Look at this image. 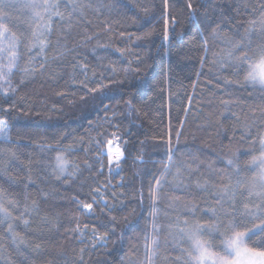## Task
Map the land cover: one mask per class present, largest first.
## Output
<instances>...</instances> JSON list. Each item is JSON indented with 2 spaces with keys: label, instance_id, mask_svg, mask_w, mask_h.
<instances>
[{
  "label": "trees",
  "instance_id": "1",
  "mask_svg": "<svg viewBox=\"0 0 264 264\" xmlns=\"http://www.w3.org/2000/svg\"><path fill=\"white\" fill-rule=\"evenodd\" d=\"M78 2L87 5L90 0ZM98 2L99 0H91L92 7L84 9L83 20L73 18L71 25H64L66 30H70V36L66 41L61 40L58 49H48V68L28 76L24 85L11 97L18 107L7 114L6 118L9 122L11 141L18 148V159L9 161L7 171L12 176L19 174L25 181L30 175L35 183L26 190L28 203L31 204L35 200L40 207L39 213L29 218V228L21 225L17 229L29 248H34L37 244L41 247L40 253H30L32 264H49V261L57 264V254H62L59 264H64L65 261L67 264H79L81 249H85L82 254L84 264H141V261L147 264L145 236L153 235L148 196L149 177L158 175L162 170L161 162L167 160L166 146L156 145L161 138L165 141L168 139L170 125L173 129L180 127L181 119L185 120V124L175 155L178 164L188 161L189 157L185 153L191 152L205 164H213L216 169L223 171L224 162L233 158L234 153L239 155L241 165L253 155L259 154L258 139L254 147L252 140L264 134V116L261 115V109H264V93L253 91L251 85L241 87L228 84L224 77H230V73H219L217 68L212 67L214 54L223 47L218 42L219 38L217 42L209 39L208 63L201 66L200 62V57L205 55L201 48V41L206 35L203 33V22L207 21L209 16H232L233 21L224 26L221 35L228 33L229 29L235 31L237 24L252 18V9L254 5L258 6V0H199L202 7L199 8L196 18L189 20L186 13L177 15L178 22L170 33L169 42L163 40L162 22L156 24L154 32L151 31V24L133 22L135 17L143 16L137 6V0H102L105 8L101 9L100 13L93 11ZM139 2L143 3L144 0ZM183 2L184 0H175L176 8L179 9ZM156 3H159V0H156ZM108 6H111L110 10ZM237 8L240 9L239 14L236 12ZM13 23L10 26L16 31L19 21L13 20ZM153 23L155 24V21ZM54 27L55 31L51 36L53 45L56 44L57 37L62 35L60 25ZM121 31L125 32L123 37L120 35ZM239 31L243 33L244 28L241 27ZM84 35L96 38L85 45L81 42ZM253 39L257 38L254 36ZM65 43L69 49L80 45L77 61L88 65L89 76L93 72L99 73L102 66L116 67L120 76L130 61L133 69L139 67V73H132L123 90L129 96H136L135 109L131 114L123 105L119 109L110 108L107 113L109 120L106 121L102 106L94 109L91 100L87 104L81 102L80 96L83 93L76 85L83 77L79 76L74 84L73 76L78 74L79 69L73 71L72 56L66 54L62 62L51 60L58 52L65 51ZM137 58L142 61L139 65ZM119 78L118 76L117 79ZM15 79L18 81L19 77ZM58 93L65 95L60 96ZM110 95L115 105L120 99L121 91L114 90ZM189 96L193 97L190 105ZM222 101H227V106ZM185 108L190 110L185 113ZM236 117H239V122ZM4 118L0 116V119ZM89 121L92 122V127L89 126ZM245 124H251L252 135L247 143H240V130L247 131ZM113 131L121 137L119 144L115 146L122 147L127 157L121 164L122 170L114 171L109 176L105 156V166L99 176L82 169V175L75 182H54L49 178L47 165L52 162L55 152H48L47 146H55L60 141V147L73 149L70 159L82 164L85 159L91 161L96 156L94 141L97 138L106 141ZM64 134L66 138L61 141ZM171 135L175 144V131ZM233 135L236 139H230ZM141 141L144 142L143 145ZM89 149L90 151H86ZM138 153H142L145 163L134 165L133 158ZM5 159L6 154L0 156V162ZM96 167L99 168V164ZM145 171L148 175L143 178L144 202L140 205L138 199H133V192L141 186L137 173ZM198 176L199 173L193 180ZM109 180L113 187L108 189V199L111 204L116 205L112 214L117 216L120 224L106 247L100 242L93 249L91 225L99 224L96 216L103 219L99 210L103 205L96 208L95 216H80L81 227L85 223L89 225L86 232L73 233L71 229L76 226L75 217L79 214L72 197L81 193L83 199L82 191H88V186L94 187L96 183L104 184ZM121 181L123 183L117 187ZM81 183L85 184L82 191ZM0 187L6 189L10 197L24 191L23 184L10 182L6 175H0ZM169 187L170 185L166 186V189ZM113 191L118 194L116 197H112ZM120 193L124 195L120 196ZM138 195L137 192V197ZM173 195L172 192L166 191L165 198L158 204L161 223L175 220L177 210L184 209L189 200L201 207L206 206L205 193L183 197L177 209L169 208V198ZM133 208L138 215L132 217L129 223H123L122 218ZM45 216L52 219L53 224L44 223ZM166 237L167 232L159 236L162 245L161 258L156 260L155 264H171V261H166L163 257H175L179 254L178 250L173 251L171 248L165 252L163 242ZM167 238L171 241L170 237ZM113 240L116 243H113ZM25 251L27 252V249Z\"/></svg>",
  "mask_w": 264,
  "mask_h": 264
},
{
  "label": "snow or ice",
  "instance_id": "2",
  "mask_svg": "<svg viewBox=\"0 0 264 264\" xmlns=\"http://www.w3.org/2000/svg\"><path fill=\"white\" fill-rule=\"evenodd\" d=\"M137 6L141 9L143 16H137L134 23L151 24V31H156V24L162 22L163 40L169 42L170 33L174 30L177 21V15L187 14V19L192 20L197 17L199 0H184L183 4L176 8L175 0H144L143 3L137 0ZM89 4H81L78 0H0V156L5 155L7 159L0 162V175H6L10 182L24 185V191L9 196V193L3 187H0V264H32L30 253H40L39 244L34 248H29L24 237L17 231L21 225L24 228L30 227V217L38 214L40 211L39 203L35 200L28 203L29 196L27 188L35 182L30 175L25 181L24 177L12 176L7 171L9 161L18 159V148L11 141V133L7 114L14 111L18 105L11 97L19 91L20 86L24 85L28 76L36 72H43L49 66L47 51L50 48H59L61 40L66 41L70 36V30H66L64 25H71L73 18L83 20V11L85 8H91ZM109 10L111 6H108ZM105 5L99 0L97 6L93 8L94 12L100 13ZM236 12L239 14L240 9ZM14 14H18L15 15ZM252 18L236 25V30L229 29L228 33L221 35L224 26L230 24L234 17L220 14L218 17L209 16L207 21L203 22L204 39L201 41V48L205 55L200 57L201 66L208 63L207 53L210 51L209 39L223 45L221 50L214 54L212 67L217 68L219 73H230V77H224L228 84H237L241 87L251 85L253 91L264 93V0H258V6L254 5L251 13ZM159 17V19H157ZM13 19L19 21L16 25L17 30L13 31L10 26ZM155 21V24L153 23ZM60 25L61 36L57 37L56 44L53 45L51 36L55 31V25ZM20 25L24 27L21 28ZM110 27V26H109ZM243 27L244 32L239 29ZM151 34V33H148ZM121 37L125 32L121 31ZM257 39L254 40L253 37ZM95 36L84 35L81 42L87 44L95 39ZM131 39V36H129ZM255 45V47H254ZM76 45L68 48L64 44V52H58L51 60L53 62H62L65 55H71L73 59L72 68L77 75L73 76V82L82 76L76 87L81 93L80 100L83 103L92 101L94 109L100 108L105 112L104 119L109 117L107 113L110 108L119 109L121 105L128 110V113L135 109V94L128 95L123 90L127 81L135 71L139 73V67L132 68L130 61L128 66L123 69V75L116 67L102 66L99 73L88 74V65L78 63L79 56ZM102 47V46H101ZM118 51H122L117 49ZM95 51V49H93ZM25 55L27 60L25 61ZM24 61L22 64L21 62ZM137 65L142 61L137 58ZM15 70V71H14ZM199 76L200 73H197ZM19 77L18 81L15 77ZM120 77L117 79V77ZM219 79V77H218ZM195 87V82L193 83ZM121 91L120 99L115 105L112 103L113 97L110 95L114 90ZM63 96L64 93H58ZM251 95V93H250ZM127 96V98H125ZM193 97L189 96V105ZM264 99V97H262ZM107 101V103H105ZM227 106V101H222ZM190 108H185L187 113ZM254 116L255 113L253 112ZM261 115L264 116V109H261ZM115 111L113 112V119ZM239 122V117H236ZM185 120H179V128L173 129L170 125L168 139L161 138L157 147L166 146L167 160L162 161V170L158 175L149 177L148 196L150 198L151 216H152V237L145 236V260L147 264H155L160 259L161 243L159 236L167 232L163 242L165 252L169 248L173 251L178 250L179 254L175 257L165 255L166 261L171 264H264V134L253 138L254 147L258 139V155H253L241 165L240 157L233 154V158L224 162L223 171L215 168L213 164H205L199 160V157L191 152L185 155L189 160L183 163L175 161V155L178 150L179 138L183 134ZM92 127V122L89 121ZM111 127L112 125L109 124ZM247 131L240 130V143H247L251 137V124H245ZM175 131V141L171 133ZM66 138V134L61 136V141ZM230 139H236L235 135ZM121 140L116 131L110 134L106 141L99 138L94 141L96 146V156L91 161L85 159L82 164L70 159L73 151L71 147H60V141L55 146H47L48 152H55V156L47 165L48 176L54 182H67L68 180L79 179L82 175V169L90 173L102 174L104 169V158H107V169L109 176L114 171L122 170L121 164L127 159L125 150L122 147H116ZM127 143V142H126ZM141 141V145H143ZM12 145V147H9ZM43 149V145L41 146ZM86 151H90L86 150ZM144 164L142 153H138L133 158V164ZM99 164V168L96 165ZM29 169L31 164H29ZM208 169V171H204ZM186 173V175H185ZM199 173V176L193 180V177ZM148 175L147 171L137 173L141 179L140 189L133 192V199H138L139 204L143 205V178ZM171 177V179H169ZM217 180L219 183H217ZM119 182L116 186H120ZM170 185L166 189V186ZM85 184H80L81 191ZM113 187L111 181L104 184L96 183L95 186H88V191L72 197V202L76 205V211L79 214L75 217L77 223L71 229L73 233H84L89 229L87 223L81 227L80 216L85 218L96 215V208L99 205L103 219L96 216L99 224L91 225V247L95 249L98 243L107 242L116 234V228L120 221L112 213L116 205L111 204L108 199V189ZM166 191L174 195L169 198V208L177 209L179 201L186 196H196L207 194L206 206L201 207L198 203L189 200L184 209L177 210L175 220H169L167 223L159 222L158 204L165 198ZM137 192L139 193L137 197ZM112 197L118 194L113 191ZM123 196L124 193H120ZM121 204L123 201L121 200ZM138 215L133 208L122 220L127 224L131 218ZM167 215V214H166ZM46 224H53V220L47 216L43 217ZM103 229V231H98ZM123 236L121 235V239ZM113 243H116L113 240ZM27 249V252L25 251ZM79 257V264H84L83 252ZM62 254H57V264H59ZM49 264H53L49 261ZM64 264H67L65 261ZM141 264H144L141 261Z\"/></svg>",
  "mask_w": 264,
  "mask_h": 264
},
{
  "label": "rangeland",
  "instance_id": "3",
  "mask_svg": "<svg viewBox=\"0 0 264 264\" xmlns=\"http://www.w3.org/2000/svg\"><path fill=\"white\" fill-rule=\"evenodd\" d=\"M15 15H18V14H14V16H15ZM13 20H15V19H13ZM12 23H13V21H12ZM13 24H14V23H13ZM116 147H117V146L114 145V147H113V150H114V151H115V148H116Z\"/></svg>",
  "mask_w": 264,
  "mask_h": 264
}]
</instances>
